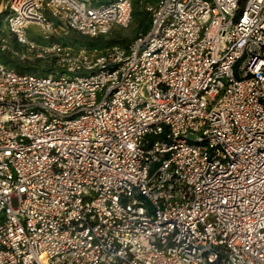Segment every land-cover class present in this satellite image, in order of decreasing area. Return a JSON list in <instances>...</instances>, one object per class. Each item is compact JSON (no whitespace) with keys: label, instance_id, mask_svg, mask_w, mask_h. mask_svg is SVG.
I'll return each instance as SVG.
<instances>
[{"label":"built area","instance_id":"2783aa9c","mask_svg":"<svg viewBox=\"0 0 264 264\" xmlns=\"http://www.w3.org/2000/svg\"><path fill=\"white\" fill-rule=\"evenodd\" d=\"M137 2L0 0V264H264V0Z\"/></svg>","mask_w":264,"mask_h":264},{"label":"rangeland","instance_id":"374dc122","mask_svg":"<svg viewBox=\"0 0 264 264\" xmlns=\"http://www.w3.org/2000/svg\"><path fill=\"white\" fill-rule=\"evenodd\" d=\"M102 2H107L108 0H101ZM138 0H134V9L132 14V21L131 24L127 28H117L115 32L122 37L126 38H133L137 35V33L141 31H145L148 27L147 25V13L143 10V8L137 2ZM6 18H0V38L5 37L10 42V45L14 49H20V46L15 42L13 36H11L5 26ZM27 35L29 39H33L37 42H42L44 40L43 35L40 32V29L36 25H30L27 29ZM8 56L10 58L11 55H7V53L0 52V59L2 61H7ZM45 62L41 63L40 66L42 67ZM85 74V72H81Z\"/></svg>","mask_w":264,"mask_h":264},{"label":"trees","instance_id":"16d2710c","mask_svg":"<svg viewBox=\"0 0 264 264\" xmlns=\"http://www.w3.org/2000/svg\"><path fill=\"white\" fill-rule=\"evenodd\" d=\"M0 18H3V15L0 14ZM147 25L149 26V20L147 19ZM148 29V27H147ZM147 29L145 31H147ZM141 31V32H145ZM140 33V32H139ZM133 38H126L122 37L121 35L117 34L116 32L111 33L110 36H108L107 39H104L102 37H96V38H90L87 36H84L78 32H72L71 35L67 38L66 41L71 43H78L81 45H85L88 47H93L97 45H103V44H110V43H121V44H128L131 41H133L135 38H137L138 34ZM12 64L19 72H29V73H46L48 70L46 66L41 67L39 62H28V63H20L16 60H12Z\"/></svg>","mask_w":264,"mask_h":264}]
</instances>
